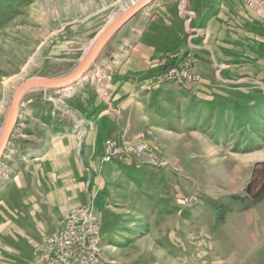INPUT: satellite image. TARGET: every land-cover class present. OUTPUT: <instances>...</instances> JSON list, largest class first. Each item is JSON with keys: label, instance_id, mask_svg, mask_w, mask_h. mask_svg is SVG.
Instances as JSON below:
<instances>
[{"label": "rangeland", "instance_id": "rangeland-1", "mask_svg": "<svg viewBox=\"0 0 264 264\" xmlns=\"http://www.w3.org/2000/svg\"><path fill=\"white\" fill-rule=\"evenodd\" d=\"M137 1L0 0V134L23 82L74 70ZM181 62L195 82L165 75ZM142 131L143 162L103 160L106 137ZM80 207L120 264H264V0H153L77 82L25 94L0 158V264H44Z\"/></svg>", "mask_w": 264, "mask_h": 264}, {"label": "built area", "instance_id": "built-area-1", "mask_svg": "<svg viewBox=\"0 0 264 264\" xmlns=\"http://www.w3.org/2000/svg\"><path fill=\"white\" fill-rule=\"evenodd\" d=\"M165 75L177 83L195 82L194 67L181 62L166 68ZM152 131H142L128 139L106 137L101 153L105 162H143ZM103 234L100 219L91 207L70 210L58 223L57 230L45 239L42 259L44 264H120L102 252Z\"/></svg>", "mask_w": 264, "mask_h": 264}, {"label": "water", "instance_id": "water-1", "mask_svg": "<svg viewBox=\"0 0 264 264\" xmlns=\"http://www.w3.org/2000/svg\"><path fill=\"white\" fill-rule=\"evenodd\" d=\"M153 0H138L129 7L121 16L109 24L96 37L88 53L82 59L80 64L68 74L58 77H34L23 82L14 92L12 103L8 108L7 117L0 134V158L9 142L12 131L17 123L20 105L26 93L39 89H60L68 87L77 82L100 57L107 43L114 37L120 28L140 12L147 4Z\"/></svg>", "mask_w": 264, "mask_h": 264}, {"label": "trees", "instance_id": "trees-1", "mask_svg": "<svg viewBox=\"0 0 264 264\" xmlns=\"http://www.w3.org/2000/svg\"><path fill=\"white\" fill-rule=\"evenodd\" d=\"M210 203H212L210 201ZM219 221H223L226 215V207L223 204L212 203Z\"/></svg>", "mask_w": 264, "mask_h": 264}, {"label": "crops", "instance_id": "crops-1", "mask_svg": "<svg viewBox=\"0 0 264 264\" xmlns=\"http://www.w3.org/2000/svg\"><path fill=\"white\" fill-rule=\"evenodd\" d=\"M102 143H103V142H102ZM101 147H102V145H101ZM100 150H101V148H100ZM69 211H70V210H68V211H66V212L68 213ZM66 212H65V214H67ZM64 216H65V215H64ZM64 216H63V217H64ZM63 217H61V219H62ZM61 219H60V220H61ZM60 220H59V221H60ZM101 225H102V224H101ZM103 226H105V228H106V220L103 221ZM111 228H112V227H111ZM101 229H102V231H103V233H102V234H103V245H102V248H104V247H106L105 244H104V242H105L106 239H107L106 236H107V233H108V232L106 233V229H104L102 226H101ZM104 254H105L106 257H108V258H110V259H116L115 257L108 256L105 252H104ZM116 260H117V259H116Z\"/></svg>", "mask_w": 264, "mask_h": 264}]
</instances>
